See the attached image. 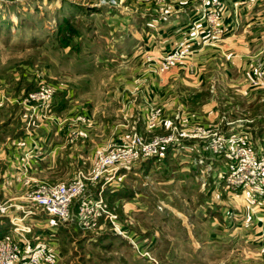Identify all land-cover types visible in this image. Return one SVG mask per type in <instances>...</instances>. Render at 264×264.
<instances>
[{
	"label": "crops",
	"instance_id": "0c3cea01",
	"mask_svg": "<svg viewBox=\"0 0 264 264\" xmlns=\"http://www.w3.org/2000/svg\"><path fill=\"white\" fill-rule=\"evenodd\" d=\"M138 1L140 10L137 8L135 20L123 28L121 34L126 48L118 51L122 61L133 70L122 77L121 110L126 113L120 121L131 122L142 131L149 107L161 106L168 120L163 121L154 133L168 131L170 122L179 125L182 121H189L219 133L245 132L256 146L254 149L258 150L260 144L264 143V137H257L252 130H234L239 126L235 125L238 118L232 117L234 110L228 114L222 108L223 104H233L226 94L230 92H225L226 102H220L219 94H223L226 88L231 92L243 93L249 103L264 102V90L252 88L248 81L264 56V0H220L223 34L213 35L205 30L195 42L186 66L163 73L152 72L146 65L147 57L159 58L176 47L179 40L189 33L192 22L200 16L210 0H177L164 5L150 3L148 0ZM71 95L55 97L50 116L35 118L29 128V114L22 105L7 103L0 109V202L8 201L16 206L28 205L29 193L38 182L68 181L79 169L91 170L95 148L112 143L111 135L97 138L101 135L97 131H103L104 134L108 127L112 132V126L109 123L105 126V122L101 123L87 109L80 108L78 101L75 105L68 102ZM80 114L89 115L88 120L79 121L77 117ZM225 126L230 130L223 132ZM73 128L79 131V137L71 142L70 131ZM120 131L118 129L117 134ZM197 146L196 140L183 139L168 151L165 150L162 156L143 162L139 171L148 174L160 166L175 172L181 168L178 164L183 163L180 169L183 172L177 175L184 176V179L192 176L197 180L196 175L193 176L189 170L190 165L185 166V163H190L187 157L194 156L196 160L204 158L205 154L200 153ZM84 158L90 162L85 168L79 166ZM198 168L199 175L204 176V166ZM205 169V174L210 176L209 180H215L208 183L204 181L207 187L203 184L199 189L213 194L206 207L211 212L203 216L205 222L202 223L209 222L213 230L207 234L194 233L185 225L188 232L185 240L197 237L204 239L205 245L200 251L211 253V241L212 244L215 241L218 244L224 240L231 241L232 245L223 247L222 252L232 248L230 252L233 253L234 244L243 245L251 257L250 261L264 264V203L252 211L244 194L230 191L226 186L218 190V170L215 167L206 166ZM122 173L123 170L121 183L125 175ZM118 181L107 183L105 187L117 189L114 187ZM191 185L195 186V183ZM136 189V202L128 198L120 199L128 213L141 209L138 199L141 194ZM108 209L114 212L112 208ZM4 219H8V216H0V223ZM32 221L36 232L46 236L52 245L61 250L57 234L61 223L55 224L54 218L42 212L34 215ZM119 221L124 224L120 218ZM130 234L135 236L134 231H130ZM152 238H155V234H152ZM134 256L133 263L126 264H145ZM219 263H223V260Z\"/></svg>",
	"mask_w": 264,
	"mask_h": 264
},
{
	"label": "rangeland",
	"instance_id": "374dc122",
	"mask_svg": "<svg viewBox=\"0 0 264 264\" xmlns=\"http://www.w3.org/2000/svg\"><path fill=\"white\" fill-rule=\"evenodd\" d=\"M137 1L0 0V82H3L0 83V95L21 97L40 83L48 82L66 92L65 96L72 94L68 101L72 105L78 101L80 108L87 109L101 123L105 122V126L107 123L112 126V132L108 127L104 134L97 131L101 134L97 138L111 135L113 143L121 141L134 130L147 138L158 134L147 129L146 116L151 107L145 116L142 131L131 122L120 121L126 113L121 110L122 77L133 70L122 61L118 51L126 48L121 34L123 28L135 20L137 8L140 10ZM131 14L133 17H130ZM223 92L219 94L220 102H226L225 92H230L226 94L235 104L234 107L231 103L222 105L223 111L229 114L234 110L232 117L238 118L235 125L239 126L234 130H252L257 137L263 138L264 102L249 103L243 93L231 92L226 88ZM118 129H121L120 134H117ZM227 130H230L228 126L222 129L223 132ZM251 145L252 148L256 147ZM260 146L258 150L264 147V143ZM203 153V163L198 164L194 156L187 157L190 163H185V166L190 165L189 170L197 180L192 176L184 179V176L177 175L178 172L182 174L180 169L183 163L178 164L181 168L175 172L160 166L148 174L141 172L139 168L146 159L124 169V182L119 180L114 187L117 189L113 190L134 191V195L128 197L134 202L137 200L135 189L138 188L141 194L138 197L140 210L126 212L120 199H110L108 207L114 210L129 232L134 231L137 238L132 236L133 240L142 251L148 250L151 257L141 255L130 239L114 233L109 227L84 229L75 218V221L61 223L58 229L60 263L126 264L133 263L136 255L145 264H256L250 261L251 257L243 245L234 244L233 253L230 252L232 248L222 252L223 247L228 248L232 242L224 240L212 244L211 241V253L200 251L205 245L204 239L185 240V236H188L185 225L194 233L207 234L213 230L208 221L202 223L205 222L203 216L211 212L206 207L213 194L199 189L206 184L204 181L215 180H209L205 167L212 166L218 170V190L226 186L224 175L228 168L227 161L208 152ZM80 163L79 166L83 168L90 165L89 159L85 158ZM192 165L195 167L192 168ZM201 165L204 166V176L199 175L198 167ZM191 183H195V186ZM94 187L89 185L86 196L95 198L99 195L100 190L96 191ZM78 204L80 206L82 201ZM152 234H155L154 239ZM220 260L223 263H219Z\"/></svg>",
	"mask_w": 264,
	"mask_h": 264
},
{
	"label": "built area",
	"instance_id": "2783aa9c",
	"mask_svg": "<svg viewBox=\"0 0 264 264\" xmlns=\"http://www.w3.org/2000/svg\"><path fill=\"white\" fill-rule=\"evenodd\" d=\"M164 5L177 0H148ZM220 0H210L200 16L191 24L189 33L179 40L176 47L159 58L147 57V64L154 73L167 72L187 64L193 53L194 44L207 30L213 35H222ZM252 88L264 89V56L249 77ZM59 88L52 83L40 85L21 97L0 95V108L7 103H18L29 114L27 127L32 126L35 118H46L52 113L53 101ZM79 121L86 122L88 117L80 115ZM161 106H153L146 116L149 131L155 130L167 121ZM79 137L76 128L70 131V141ZM183 139L197 141L200 153L208 152L227 161L224 181L233 192H243L252 211L264 203V147L252 148L250 137L242 131L219 133L199 123L182 121L179 125L170 122L168 131L147 138L137 130L128 133L121 141L95 148L91 170L79 169L68 181L36 184L29 193V204L16 206L8 201L0 202V216H8L9 232L0 237V264H60L61 250L51 244L43 234H38L32 218L44 213L54 218L55 224L75 221L84 229L109 227L114 233L130 239L138 252L150 256L148 250L142 251L118 215L109 210L102 195L105 184L122 178L121 171L141 160L162 156L170 145L179 144ZM203 163V158H198ZM101 182L97 197H87L78 210L73 204L78 198L86 196L89 185ZM17 211V212H14ZM57 222V223H56ZM151 257V256H150Z\"/></svg>",
	"mask_w": 264,
	"mask_h": 264
},
{
	"label": "trees",
	"instance_id": "16d2710c",
	"mask_svg": "<svg viewBox=\"0 0 264 264\" xmlns=\"http://www.w3.org/2000/svg\"><path fill=\"white\" fill-rule=\"evenodd\" d=\"M66 92L64 91H59L56 93L55 97H58L60 95H64L65 96ZM54 97V98H55ZM172 145L168 146L166 151H168L170 148H171ZM155 157H152L150 158L151 161L154 159ZM149 160V159H147ZM94 189L96 191H99L100 188H101V182H98L96 184H94ZM129 187H127L128 189ZM103 196H104V199L106 201V204L108 206L109 204V200L110 199H121V198H131L132 195H134V191H131V192H126V191H122V190H113L109 187H105L104 190H103ZM97 196V195H96ZM86 199L84 197H81V198H78L77 200H75L74 204H73V209L74 211H77L78 210V207H79V204L78 202L80 203L81 201L84 202ZM2 229V230H1ZM10 230V222H9V219H4L3 223H0V237L6 235ZM112 237H115V236H112Z\"/></svg>",
	"mask_w": 264,
	"mask_h": 264
}]
</instances>
